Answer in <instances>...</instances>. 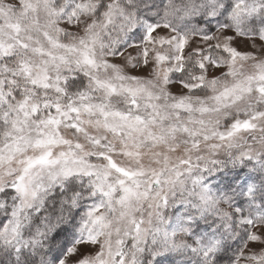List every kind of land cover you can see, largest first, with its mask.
Returning <instances> with one entry per match:
<instances>
[{
	"label": "rangeland",
	"instance_id": "374dc122",
	"mask_svg": "<svg viewBox=\"0 0 264 264\" xmlns=\"http://www.w3.org/2000/svg\"><path fill=\"white\" fill-rule=\"evenodd\" d=\"M51 1L8 0L12 9L23 7L21 14L0 7V53L14 48L23 55L6 89L27 81L62 92L63 76L75 71L89 76L91 94H70L71 107L69 100L52 107L36 97L18 101L0 142V192L15 188L19 205L2 235L17 234L20 220L52 189L80 175L101 202L90 205L76 243L58 264H142L151 243L172 249L169 238L187 231L189 218L177 207H195L194 200L229 218L237 214L248 229L231 264H264V222L227 207L207 178L229 158L264 154V23L254 16L264 0L215 1L217 12L221 4L232 8L213 15L224 21L210 33L143 23L134 43L106 56L103 36L131 17L123 19L111 1L103 19L96 18L98 1L79 0L58 23L46 24ZM191 66L198 70L188 71ZM203 86L208 91L198 92Z\"/></svg>",
	"mask_w": 264,
	"mask_h": 264
},
{
	"label": "trees",
	"instance_id": "16d2710c",
	"mask_svg": "<svg viewBox=\"0 0 264 264\" xmlns=\"http://www.w3.org/2000/svg\"><path fill=\"white\" fill-rule=\"evenodd\" d=\"M78 1L52 0L50 3L53 8L48 10L46 24L58 23L62 14L73 9L71 6L77 4ZM97 1L96 11L95 9L91 11L96 18L104 17L111 1L117 4L119 10L121 9V12L118 13L123 16V19H128L127 16L131 17L130 22H127L123 27L119 23H114L108 33L103 36L101 54L105 56L117 55L129 43H134L137 39L136 36L143 32L140 31L143 28V23H164L166 21L180 32L197 33L203 32L202 29H205L206 33H210L215 30L214 24L217 21H224L220 17L218 20H214L213 15L229 13L232 8L230 4H227L228 0H226L227 3L221 4V12H217L218 6L215 2L217 0ZM0 7L20 14L24 11L23 7L12 9L8 0H0ZM258 14L264 23V8L261 13H255L254 16ZM254 18L251 19L252 21L249 20L247 27V29H252V32L257 29V21ZM116 21H119V17ZM22 57V53L14 48L11 49L10 54L0 53V142L5 139L6 129H9L13 123L15 107L25 97L28 99L36 97L37 103H48V106L52 107V105L58 104L59 99L62 104L68 100L70 103V94L83 92L85 96L91 94L89 76L84 72L76 73L75 71L63 76L61 82L64 85L66 77L65 87L67 90L63 89L62 92L57 91L54 87L46 90L37 89L27 81L17 82L14 87L7 90L5 80H15L12 76H17V73H9V71L11 67H14L16 72L20 70L17 69V64L19 60H22ZM197 70V66L188 68V71L192 72ZM80 71L82 70L80 69ZM182 74L185 75V73H180L174 77L181 76V79ZM55 85L57 86L56 83ZM57 88H62V86H57ZM202 88L203 90L199 88L197 91H208V86ZM69 105L73 106L72 102ZM43 112L33 120H38L45 114H49L47 109L44 114ZM178 126H182V124L178 123ZM182 141L184 140L182 139ZM218 162L220 163V161ZM225 162L227 163L222 165L218 171H211L214 173H209L210 176L207 177L210 178L209 182L215 186L218 196L226 203L227 207L237 209L252 223L264 222V154L257 160L235 157L229 158ZM205 167L212 168L211 165ZM79 177L81 176L72 177L64 185L52 189L47 199L43 203L41 202L42 204H36L20 220V230L12 237H5L2 234L6 225L14 217L13 214L19 205V196L12 186L0 192V264H58L66 256L79 237L90 205L101 202L99 197H94L92 187L86 183V178ZM181 196L184 197V194ZM193 202L196 204L195 207L183 204L177 207V210H185L186 216L189 218V223L186 226L187 231L169 238L172 242H176L172 244V249L163 248L161 251L162 248L151 243L148 247L149 252L146 254L148 260L144 259L142 264H231L238 259L245 240L248 238V229L246 230L245 224L239 223L237 214L235 217L229 218L219 214L220 211L217 209H210L202 205L198 200ZM128 239L134 242L130 236ZM129 246L127 245L126 249ZM155 248L159 250L154 255H149Z\"/></svg>",
	"mask_w": 264,
	"mask_h": 264
}]
</instances>
